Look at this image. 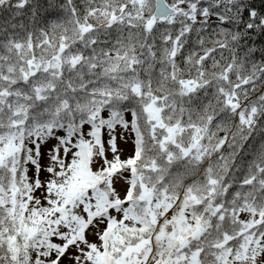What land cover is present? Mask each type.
<instances>
[{"label": "trees", "instance_id": "obj_1", "mask_svg": "<svg viewBox=\"0 0 264 264\" xmlns=\"http://www.w3.org/2000/svg\"><path fill=\"white\" fill-rule=\"evenodd\" d=\"M167 1L177 12L156 19L154 0H0V264H62L82 245L114 264L172 206L191 248L156 241L163 264H242L263 246L264 0ZM117 132L133 153L92 168L89 140ZM114 175L120 197L98 186Z\"/></svg>", "mask_w": 264, "mask_h": 264}, {"label": "rangeland", "instance_id": "obj_2", "mask_svg": "<svg viewBox=\"0 0 264 264\" xmlns=\"http://www.w3.org/2000/svg\"><path fill=\"white\" fill-rule=\"evenodd\" d=\"M191 130L190 129H170L168 139H171L174 143L179 144L184 150L190 148L193 144L191 139ZM91 146H97V150L91 154ZM135 145L133 141L132 134L117 132L110 139L103 135L93 140H89L88 150H87V163L92 166V168H102L107 160L124 158L131 155L134 151ZM12 149H7L4 152H0V159L3 158V155L9 153ZM58 156H61V160H66L70 154V151H64L62 148L58 150ZM45 155L47 153L45 152ZM102 190L110 197H120L126 191L127 182L122 175H114L110 179L102 180L98 185ZM43 195L47 192L43 189ZM158 215H155V230L158 232L147 239L146 241L137 244L132 249H128L126 253L117 259L114 264H163L162 259L158 257H152L153 254H156L157 250H154L155 242L160 248H163L165 245L163 242H170L169 248L174 243V240L177 239V242L174 243V247L181 249L183 246L191 248L189 244V238L184 235V232L178 231V224L183 219V216L175 215V207H169L167 209L161 210L157 209ZM164 217L165 222L159 220V215ZM178 217V218H177ZM177 218V219H176ZM73 231L69 232V235H72ZM169 235L172 237L170 241H163L164 235ZM79 235H83L86 239H91L95 237L94 233L80 231ZM161 242V243H160ZM260 248H255L256 255L253 258L248 259L247 256L241 257L242 264H264V244ZM85 247L84 245L80 248L73 247L69 248L66 246V254L63 256L62 264H87L84 260L85 258ZM74 257V258H73ZM167 264H174V260H169Z\"/></svg>", "mask_w": 264, "mask_h": 264}, {"label": "water", "instance_id": "obj_3", "mask_svg": "<svg viewBox=\"0 0 264 264\" xmlns=\"http://www.w3.org/2000/svg\"><path fill=\"white\" fill-rule=\"evenodd\" d=\"M174 8L170 7L166 0H154L153 16L157 19H166L170 15L174 14Z\"/></svg>", "mask_w": 264, "mask_h": 264}, {"label": "bare ground", "instance_id": "obj_4", "mask_svg": "<svg viewBox=\"0 0 264 264\" xmlns=\"http://www.w3.org/2000/svg\"><path fill=\"white\" fill-rule=\"evenodd\" d=\"M166 3H167L170 7L174 8L175 13L177 12V8H176V6H172V5H170L169 2H168L167 0H166ZM175 13H174V14H175ZM174 14H172V15H174ZM170 16H171V15H170Z\"/></svg>", "mask_w": 264, "mask_h": 264}]
</instances>
